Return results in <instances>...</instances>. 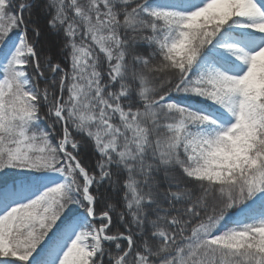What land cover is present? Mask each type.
Instances as JSON below:
<instances>
[{
    "label": "snow or ice",
    "instance_id": "snow-or-ice-1",
    "mask_svg": "<svg viewBox=\"0 0 264 264\" xmlns=\"http://www.w3.org/2000/svg\"><path fill=\"white\" fill-rule=\"evenodd\" d=\"M0 264H264V0H0Z\"/></svg>",
    "mask_w": 264,
    "mask_h": 264
},
{
    "label": "trees",
    "instance_id": "trees-1",
    "mask_svg": "<svg viewBox=\"0 0 264 264\" xmlns=\"http://www.w3.org/2000/svg\"><path fill=\"white\" fill-rule=\"evenodd\" d=\"M46 124H47V121H43L42 122V126H46ZM75 211H80L79 209H75ZM227 224H228V226H231V223H230V221H228V222H226Z\"/></svg>",
    "mask_w": 264,
    "mask_h": 264
},
{
    "label": "rangeland",
    "instance_id": "rangeland-1",
    "mask_svg": "<svg viewBox=\"0 0 264 264\" xmlns=\"http://www.w3.org/2000/svg\"><path fill=\"white\" fill-rule=\"evenodd\" d=\"M81 211V210H80Z\"/></svg>",
    "mask_w": 264,
    "mask_h": 264
}]
</instances>
